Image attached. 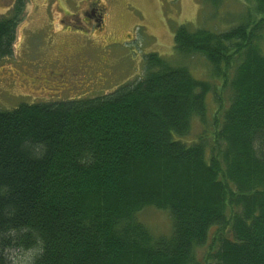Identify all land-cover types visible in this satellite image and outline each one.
Listing matches in <instances>:
<instances>
[{
	"label": "trees",
	"instance_id": "16d2710c",
	"mask_svg": "<svg viewBox=\"0 0 264 264\" xmlns=\"http://www.w3.org/2000/svg\"><path fill=\"white\" fill-rule=\"evenodd\" d=\"M13 2L0 60L24 16ZM246 6L223 30L174 31L211 79L152 52L112 92L0 109V264L15 249L28 264H264V0Z\"/></svg>",
	"mask_w": 264,
	"mask_h": 264
},
{
	"label": "rangeland",
	"instance_id": "374dc122",
	"mask_svg": "<svg viewBox=\"0 0 264 264\" xmlns=\"http://www.w3.org/2000/svg\"><path fill=\"white\" fill-rule=\"evenodd\" d=\"M13 1L0 0V17L9 15ZM86 1L26 0L14 53L0 60V109L112 92L142 76L145 56L152 52L187 65L198 78L211 79L204 57L174 52V31L183 23L223 30L231 25V15L249 4V0H223L216 7L203 0H97L104 25L87 31L74 26L69 16L80 12ZM208 100L213 103L211 95ZM198 131L196 123L194 132ZM138 217L155 233L171 228L168 212L154 206L144 207ZM201 252L197 251L200 259ZM9 253L12 264H28L33 251Z\"/></svg>",
	"mask_w": 264,
	"mask_h": 264
},
{
	"label": "flooded vegetation",
	"instance_id": "af4514ba",
	"mask_svg": "<svg viewBox=\"0 0 264 264\" xmlns=\"http://www.w3.org/2000/svg\"><path fill=\"white\" fill-rule=\"evenodd\" d=\"M69 16H72L75 20H71L74 26H78L87 31L92 29L100 30L104 25L103 8L99 6L97 0L86 1L85 7L80 12L70 13Z\"/></svg>",
	"mask_w": 264,
	"mask_h": 264
}]
</instances>
